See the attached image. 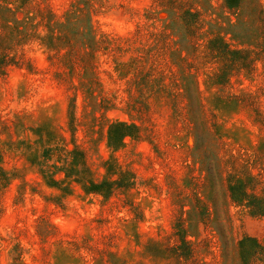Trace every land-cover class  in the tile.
<instances>
[{
    "label": "rangeland",
    "instance_id": "1",
    "mask_svg": "<svg viewBox=\"0 0 264 264\" xmlns=\"http://www.w3.org/2000/svg\"><path fill=\"white\" fill-rule=\"evenodd\" d=\"M0 264H264V0H0Z\"/></svg>",
    "mask_w": 264,
    "mask_h": 264
},
{
    "label": "trees",
    "instance_id": "2",
    "mask_svg": "<svg viewBox=\"0 0 264 264\" xmlns=\"http://www.w3.org/2000/svg\"><path fill=\"white\" fill-rule=\"evenodd\" d=\"M230 2H231V0H229ZM113 130V129H112ZM112 130H111V138H112V135L114 134V131L112 132ZM122 137H120V139H121Z\"/></svg>",
    "mask_w": 264,
    "mask_h": 264
}]
</instances>
